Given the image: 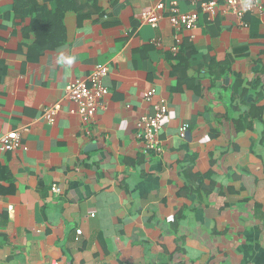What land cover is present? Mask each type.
<instances>
[{"label":"crops","instance_id":"crops-1","mask_svg":"<svg viewBox=\"0 0 264 264\" xmlns=\"http://www.w3.org/2000/svg\"><path fill=\"white\" fill-rule=\"evenodd\" d=\"M15 1L0 0V137L29 130L26 150L0 146V264H264V9L246 29L200 14L176 34L165 17L157 29L138 18L161 1L191 11L186 0H96L102 18L78 24L64 12L65 41L36 54ZM183 44L196 52L186 76L198 93L174 70ZM97 65L108 67V95L83 124L64 90ZM161 98L155 154L136 122ZM55 105L50 121L43 111Z\"/></svg>","mask_w":264,"mask_h":264},{"label":"built area","instance_id":"built-area-1","mask_svg":"<svg viewBox=\"0 0 264 264\" xmlns=\"http://www.w3.org/2000/svg\"><path fill=\"white\" fill-rule=\"evenodd\" d=\"M193 8L188 12H180L176 2H170L169 5L164 2H158L149 10L141 12L138 21L140 24H147L152 29H157L161 20L167 18L172 30L178 34L181 30L193 31L198 28L199 15H206L210 19H214L219 13L230 14L235 18L237 26L246 29L248 24L246 16L249 14L263 13L262 0H186ZM159 39L152 40V44L158 46ZM173 54L178 52V46L171 48ZM108 74L107 65H97L91 73L83 78L76 79L69 83L64 90L63 98L72 102L77 109V114L83 124L93 123L95 114L98 110L104 108V99L108 95V89L104 85V78ZM155 94V90H150L147 100ZM59 105L46 108L43 116L52 117L57 114ZM168 113V105L164 98L153 107L151 114L141 115L136 122V138L140 140L146 151L155 154L163 152L162 141L160 139V127ZM189 125L180 126L178 133L180 137H184ZM29 130L28 126H20L16 130H12L0 137V146L3 151L11 152L18 149L26 150L22 143V135ZM53 194H60L61 189L58 185L51 186ZM77 235L81 231H76Z\"/></svg>","mask_w":264,"mask_h":264},{"label":"trees","instance_id":"trees-1","mask_svg":"<svg viewBox=\"0 0 264 264\" xmlns=\"http://www.w3.org/2000/svg\"><path fill=\"white\" fill-rule=\"evenodd\" d=\"M48 6H40L36 0H16L15 10L18 11L22 19L26 16L31 18V22L26 33L34 34L37 41L35 42L36 54H39L43 50L55 49L65 41V28L61 20V16L66 11H72L77 15L78 24L84 19L89 18L92 14H98L102 18V11L97 6L96 0H89L88 4H83L82 0H47ZM116 0H110L114 3ZM210 1V0H204ZM87 6H89L87 8ZM87 8V9H86ZM26 10V11H25ZM16 11V12H17ZM18 15V14H17ZM41 42V43H40ZM237 54V53H236ZM196 52L191 45H182L179 52L174 57L178 61L177 67H174L175 73L179 77L181 83L191 85L193 89L198 93L200 84L194 85L191 78L186 76V72L192 66ZM229 70V61L223 64L213 63L208 68V77L213 76V80L222 76ZM203 76L202 78H204ZM193 83V85H192ZM240 83L234 85L237 91ZM234 89V88H233ZM244 91V90H243ZM243 94V93H242ZM247 123L243 125L246 128Z\"/></svg>","mask_w":264,"mask_h":264}]
</instances>
